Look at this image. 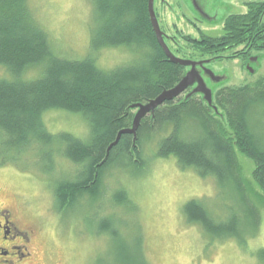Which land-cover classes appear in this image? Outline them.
<instances>
[{"label":"trees","instance_id":"16d2710c","mask_svg":"<svg viewBox=\"0 0 264 264\" xmlns=\"http://www.w3.org/2000/svg\"><path fill=\"white\" fill-rule=\"evenodd\" d=\"M92 1L99 19L91 33V52L84 60L71 61L54 52L32 0H0V66L8 73L0 78V168L15 166L48 179L54 176L50 181L60 217L88 203L107 202L114 212L121 206L135 209L127 189L113 191L106 177L118 164L146 172L151 158L145 156V148L153 145L156 157L174 156L182 169L214 177L217 185L242 194L244 204L252 206L237 152L255 163L254 177L264 190V76L240 87L218 89L215 106L225 112L227 126L200 95L188 97L191 92L186 91L145 116L135 141V136L122 134L133 125L131 106L174 89L187 68L172 63L161 47L149 0ZM222 34L201 41L187 38L195 44L191 59L222 61L228 52L227 60H246L251 53L264 51V1L250 2L247 13L227 17ZM109 47H124L136 58L131 64L102 70L95 55ZM34 68L41 78L26 79L24 73ZM58 110L82 115L90 127L89 138L51 133L44 116ZM61 161L71 164L70 177L59 179ZM184 208L190 225H199L211 238L244 243L250 224L240 227L238 213L219 222L203 201L191 200ZM107 213L100 219L99 233L118 243L120 264H149L142 234L126 251L127 238ZM259 224H252L253 232ZM258 258L264 263V249Z\"/></svg>","mask_w":264,"mask_h":264},{"label":"rangeland","instance_id":"374dc122","mask_svg":"<svg viewBox=\"0 0 264 264\" xmlns=\"http://www.w3.org/2000/svg\"><path fill=\"white\" fill-rule=\"evenodd\" d=\"M248 1L264 0H161L165 5L155 1L154 4L159 26L168 40L167 47L176 57L190 60L195 44L191 45L187 38L201 41L204 36L223 35L226 18L247 13ZM32 8L40 25L49 33L58 56L71 61L89 56L91 33L99 19L92 0H32ZM195 17L204 23L194 26ZM223 55L222 61L196 60L203 64L196 68L188 66L185 75L190 72L195 78L187 93L199 89L198 94L212 108L215 117L227 126L225 112L215 106V94L223 86L240 87L260 80L264 76V51L251 53L255 59L249 61L227 60L228 52ZM95 56L98 66L105 71L131 64L136 58L124 47L103 48ZM24 75L28 80L42 76L38 68ZM7 76L6 69L0 66V78ZM140 104L144 106L147 102L131 106L132 124L140 111L136 106ZM44 117L46 127L53 134L66 132L83 140L89 138L90 127L80 114L58 110L47 112ZM155 154L153 145L146 146L145 156L151 158L146 172L118 164L107 174L108 186L115 192L127 189L135 209L121 206L114 212L107 202L99 206L88 203L71 215L60 217L55 211L54 183L50 181L54 176L48 179L15 166L0 168V206L23 216L25 225L34 223L43 229L34 245L39 264H120L118 243L99 233L100 219L107 212L112 213L111 220L118 223L123 237L127 238L126 251L133 248L132 239L142 234L149 264H264L258 258V252L264 249V190L255 180V163L237 152L239 173L250 206L244 204L242 194L217 185L214 177L203 178L193 169H182L174 156L162 159ZM60 163L59 179L70 177L67 173L73 171L71 164ZM191 200L203 201L219 222L232 220L238 213L240 227L245 229L250 224L244 236L245 244L213 239L199 225H190L184 207ZM258 221L261 224L253 232L252 224L257 226Z\"/></svg>","mask_w":264,"mask_h":264},{"label":"flooded vegetation","instance_id":"af4514ba","mask_svg":"<svg viewBox=\"0 0 264 264\" xmlns=\"http://www.w3.org/2000/svg\"><path fill=\"white\" fill-rule=\"evenodd\" d=\"M209 1L215 2L217 0ZM156 2L165 5L161 0H155ZM250 2L253 1H248V3ZM199 23L203 24L204 21L195 17L192 24L199 27ZM208 36L211 37L210 35ZM166 41H168L167 38ZM250 59L254 60L255 58L249 56L248 61ZM30 216L33 217L32 215ZM22 217L21 215H16L10 208L7 209L0 206V264H39L38 253L34 245L37 239L40 238L43 229H40L34 223L25 225Z\"/></svg>","mask_w":264,"mask_h":264},{"label":"water","instance_id":"95a60500","mask_svg":"<svg viewBox=\"0 0 264 264\" xmlns=\"http://www.w3.org/2000/svg\"><path fill=\"white\" fill-rule=\"evenodd\" d=\"M155 0H149V13L151 15V21H152V26H154V30L156 32V36L158 37V40L160 42L161 47L164 48L168 58H170L172 63H176L181 65L182 67H193L196 68V65L199 64H203L202 62L199 61H193V60H189V59H181L179 57H176L175 54L173 55L169 49V47H167L166 42H165V33L163 32V30L161 29V26H159L158 23V18L157 15L155 13V4H154ZM206 62V61H205ZM195 84V78L193 77V74L190 72H187V74L185 75V77L183 78V80L177 84L175 86L174 89L171 90H165L164 93L159 96L158 98L154 99L153 101H149L146 105H137L136 107H139L140 111L138 112V116L135 118L134 120V125L132 129H128V130H124L122 132L126 133V134H130L135 136V141L137 138V130L141 125V121L144 119L145 116H147L149 113H155V110L157 108H159L161 105H163L166 101H171L176 99V97L181 96L182 94H184L188 88H192ZM199 89H197L196 91L194 90L193 92H191L188 97L192 96V95H197L199 93ZM199 95V94H198Z\"/></svg>","mask_w":264,"mask_h":264}]
</instances>
